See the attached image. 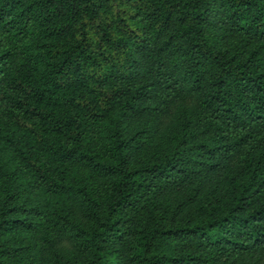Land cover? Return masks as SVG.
<instances>
[{
	"label": "trees",
	"instance_id": "obj_1",
	"mask_svg": "<svg viewBox=\"0 0 264 264\" xmlns=\"http://www.w3.org/2000/svg\"><path fill=\"white\" fill-rule=\"evenodd\" d=\"M0 264H264V0H0Z\"/></svg>",
	"mask_w": 264,
	"mask_h": 264
}]
</instances>
